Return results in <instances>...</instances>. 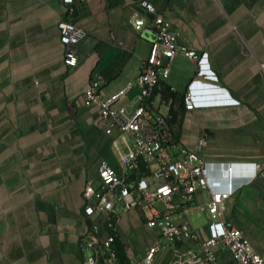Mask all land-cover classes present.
<instances>
[{
    "label": "crops",
    "instance_id": "1",
    "mask_svg": "<svg viewBox=\"0 0 264 264\" xmlns=\"http://www.w3.org/2000/svg\"><path fill=\"white\" fill-rule=\"evenodd\" d=\"M68 6L65 0H0V264H89L85 184H98L102 159L127 181L139 174L120 162L113 143L119 129L106 133L98 107L78 98L93 78H101L106 97L136 77L156 13L171 20L182 42L208 52L218 75L213 82L240 101L186 109L183 96L198 65L179 52L151 96L152 110L169 114L179 144L208 160L264 162V0H74L71 13ZM138 17L145 20L140 29ZM63 19L87 30L74 64L64 60ZM138 90L135 84L116 102L125 114L137 105ZM206 195L200 191L198 199ZM189 213L206 220L195 224ZM181 216L198 239L169 242L148 226L142 210L121 211L113 242L118 258L123 246L121 264H133L155 241L159 264H188L185 250L200 249L209 216L194 210ZM225 218L264 256V176L229 198ZM94 220L107 227L103 215ZM216 254L219 264H239L221 244Z\"/></svg>",
    "mask_w": 264,
    "mask_h": 264
},
{
    "label": "built area",
    "instance_id": "2",
    "mask_svg": "<svg viewBox=\"0 0 264 264\" xmlns=\"http://www.w3.org/2000/svg\"><path fill=\"white\" fill-rule=\"evenodd\" d=\"M65 1L69 3L68 11L73 12L74 0ZM146 6L154 11L151 3ZM144 23V18L134 19L137 29ZM154 24L149 53L134 79L105 97L101 78H93L78 98L84 105L98 107L106 133H112L114 127L119 129L113 143L120 162L130 173L139 174L137 180L127 181L114 165L102 159L98 166V184H85L84 212L91 218L83 237V244L90 248L87 261L121 264L113 244L118 230L114 218L121 211L140 209L147 217L148 226L158 227L169 242L198 239L192 223L182 213L194 210L208 214V236L199 239V250L186 248L188 264H219L216 248L220 244L239 264H264L263 254L254 248L242 229L225 218L229 198L254 178L264 176V162L208 160L199 149L179 144L171 116L154 112L151 96L169 74L173 58L181 52L198 65L183 96L186 109L238 104L240 100L213 82L218 80V75L210 66L207 51L200 52L182 42L180 31L172 28L171 20L163 13L155 14ZM59 29L64 60L74 64L78 60L76 46L87 30L69 19L61 20ZM135 84L139 89L138 103L130 114H125L116 102L127 96ZM198 144L204 147L207 139L201 137ZM203 190L207 195L200 200L198 193ZM100 215L107 224L105 228L94 220ZM160 247L159 241L150 243L133 264H159L156 253Z\"/></svg>",
    "mask_w": 264,
    "mask_h": 264
},
{
    "label": "rangeland",
    "instance_id": "3",
    "mask_svg": "<svg viewBox=\"0 0 264 264\" xmlns=\"http://www.w3.org/2000/svg\"><path fill=\"white\" fill-rule=\"evenodd\" d=\"M189 218L195 223H199V222H203L204 220H206L205 216H203L201 219H198L197 217H195L192 213H189Z\"/></svg>",
    "mask_w": 264,
    "mask_h": 264
},
{
    "label": "trees",
    "instance_id": "4",
    "mask_svg": "<svg viewBox=\"0 0 264 264\" xmlns=\"http://www.w3.org/2000/svg\"><path fill=\"white\" fill-rule=\"evenodd\" d=\"M122 249H123V246L121 245L120 247H119V259H121L122 257H123V254H122Z\"/></svg>",
    "mask_w": 264,
    "mask_h": 264
}]
</instances>
